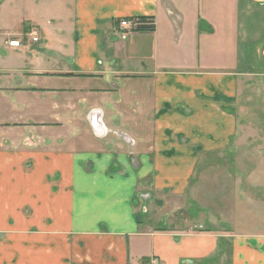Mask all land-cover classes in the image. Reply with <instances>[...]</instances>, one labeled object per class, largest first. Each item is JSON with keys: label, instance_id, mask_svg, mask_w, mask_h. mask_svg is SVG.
I'll return each instance as SVG.
<instances>
[{"label": "crops", "instance_id": "crops-1", "mask_svg": "<svg viewBox=\"0 0 264 264\" xmlns=\"http://www.w3.org/2000/svg\"><path fill=\"white\" fill-rule=\"evenodd\" d=\"M2 6V22L13 9L22 30L0 32V264L211 254L217 236L167 230L155 214L162 196L185 195L204 155L232 145L249 51L264 64V0ZM132 17H152L154 30L123 38L118 21ZM233 239V264H264V234Z\"/></svg>", "mask_w": 264, "mask_h": 264}, {"label": "rangeland", "instance_id": "rangeland-1", "mask_svg": "<svg viewBox=\"0 0 264 264\" xmlns=\"http://www.w3.org/2000/svg\"><path fill=\"white\" fill-rule=\"evenodd\" d=\"M2 5L3 0H0V23ZM170 15L168 19L179 20L178 10ZM5 16L8 21L2 22L0 32L22 30L20 16L13 9ZM161 18L159 33L164 31L165 19L163 15ZM202 22L199 20V27ZM7 37L10 46L12 40ZM257 51L256 48L247 52L253 72L241 76L236 101L239 127L232 148L204 155L185 195L172 199L162 196L161 210L155 214L162 217L159 224L167 230L182 228L187 232L217 236V247L211 254L184 259L181 264H233L235 235L242 232L264 234V64L260 60L252 61L257 58ZM101 129L108 133L106 127ZM123 137L134 144L128 136Z\"/></svg>", "mask_w": 264, "mask_h": 264}, {"label": "built area", "instance_id": "built-area-1", "mask_svg": "<svg viewBox=\"0 0 264 264\" xmlns=\"http://www.w3.org/2000/svg\"><path fill=\"white\" fill-rule=\"evenodd\" d=\"M151 21H147V24H149ZM153 23V22H152ZM142 21L140 20L139 17H133V18H125V19H121L119 21L118 27L121 31L122 37L126 38V36L128 34L131 33H138L140 32L139 27L142 25ZM33 37L32 39L34 41H38L39 37L36 36V31H34L33 33ZM21 41L20 40H12L10 41V46L13 47H19L20 46Z\"/></svg>", "mask_w": 264, "mask_h": 264}, {"label": "trees", "instance_id": "trees-1", "mask_svg": "<svg viewBox=\"0 0 264 264\" xmlns=\"http://www.w3.org/2000/svg\"><path fill=\"white\" fill-rule=\"evenodd\" d=\"M140 20L142 21V25L139 27L140 31H150V30H154V20L152 17H139ZM147 21H151L149 24H147ZM153 22V23H152Z\"/></svg>", "mask_w": 264, "mask_h": 264}]
</instances>
